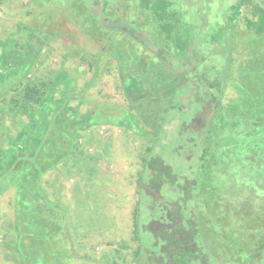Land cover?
<instances>
[{"label": "rangeland", "instance_id": "rangeland-1", "mask_svg": "<svg viewBox=\"0 0 264 264\" xmlns=\"http://www.w3.org/2000/svg\"><path fill=\"white\" fill-rule=\"evenodd\" d=\"M105 1L97 0L93 7L91 0H0V68L5 66L6 55L11 50H20L22 59L29 62V70L24 77L53 81L54 87V91L34 107V115L40 114L35 119L34 129L30 127L28 115H0L3 149L9 139L19 136L23 130L40 138L42 130L54 122V111L58 108L65 109L64 116L73 121L74 128L68 125L67 133L74 134L76 144L73 155H68L65 160L61 158L60 165L44 171L45 193L54 207L45 203L39 210L29 197H14L12 187L0 195V264H137L135 253L138 251L142 258L140 264H147L148 254H160L159 248L153 244V235L145 229L147 220L151 215L157 218L161 214L162 210L158 208L162 202L167 206L166 202L177 200V194L166 195V189L179 182V168L184 166L185 160L193 165L198 162L195 157L191 159L189 145L174 138L182 124L178 113L174 111L173 118L169 120V131L165 133L168 139L158 142L153 137L158 130H153L147 121H141V116L134 117L136 112L130 105L139 99L129 100L124 84L130 75H140L141 68H136L135 61L131 60L136 53H142L146 65H150L147 59L154 57L152 48H143L135 43V39L140 40L137 33L141 30L151 41L162 37L157 34L150 16L147 20L134 6L125 10L119 0L109 4L107 10H102ZM173 1L174 10L180 15L181 30L191 25L192 29L188 31L193 32L191 37L196 40L197 60L192 64L197 65V72H206L203 74L208 80L220 85H214L212 92L224 88L223 113L226 114L225 109L228 108L227 115L222 118L225 122L222 125L226 128L219 134L220 119L205 108L202 112L205 119L198 120L197 125L191 127L190 122L196 121L191 115L201 98L197 95L182 99L185 103L181 113L190 121L184 124L181 137L192 136L190 129L195 127H202L201 133L209 128L216 132L215 136L214 132L211 134L208 153L212 155L207 160L213 163V158L218 156L213 165L218 164L219 167L205 170L203 179L206 183L199 192L202 194L203 190H209L212 200L216 197L227 199L225 196L235 186L231 184L224 190L218 187V181L231 178L238 188L251 190V185L245 180L249 174L242 175L228 164L247 155L243 137L261 135L264 131V125L256 127L253 122L256 117L264 119L263 115L260 116L264 112V34L257 35L246 27L247 20L253 19L247 6L241 7L239 17L228 26L227 18L232 16L230 6L239 0ZM87 5L92 14L98 15L96 21L91 20L99 26L93 32L96 38L91 35L93 30L83 28L89 21ZM131 31L137 33L130 37ZM127 44H130L129 49ZM111 45L121 53L123 59L118 55L122 60L121 67L113 56ZM146 68L140 87H145V82L151 77L149 67ZM8 72L9 69L4 71ZM221 74L224 78H220ZM10 85V81L4 80L0 89L5 88L8 92ZM149 90L147 86L142 91L145 102L152 94ZM70 94L77 96L70 99ZM7 95L0 96V99ZM147 103L150 112L151 105ZM169 115L165 114V119ZM232 121L236 123L233 128L230 125ZM242 123L243 129L246 128L236 134L239 140L233 148L227 143L235 131L241 129ZM151 145L156 148L151 155L160 153L168 172L157 176L145 167L142 159L150 158L147 148ZM222 156L227 157L223 159ZM156 163L159 166L163 164L161 161ZM40 165L44 166V163L40 162ZM219 169H224L225 173H215ZM154 182L164 184L165 189L159 186L162 188L160 195L151 193L149 185ZM223 186L227 187V184ZM249 193L256 195L255 191ZM153 200L161 203L158 205ZM199 201L200 209L193 208L196 210L193 213L195 219L199 212V230H210L207 225L212 224L224 228L220 213L225 209L218 206L210 208L215 215L208 223L206 213H210L204 204L207 205L209 200ZM189 203L192 212L193 201ZM51 210V218L54 217L52 228L40 227L45 218L50 219ZM54 229L59 231L54 232ZM65 231H68L69 238ZM214 249L222 252L229 264H233L235 258L230 256L237 250L241 252L239 247ZM240 257L245 259L243 255Z\"/></svg>", "mask_w": 264, "mask_h": 264}, {"label": "trees", "instance_id": "trees-1", "mask_svg": "<svg viewBox=\"0 0 264 264\" xmlns=\"http://www.w3.org/2000/svg\"><path fill=\"white\" fill-rule=\"evenodd\" d=\"M96 1L97 0H91L93 7L95 6ZM114 1L115 0H106L102 4V10H107L108 5L114 3ZM119 2L127 11L133 8H137L141 14L146 16L147 20L149 19L148 16H150V18L155 23L157 34L162 37L161 40L154 38L152 39V42L149 37H146L145 34L140 32L141 30H139V33L135 32L136 30L134 32H130V37H133V33H137L139 36L140 40L135 39V43L140 44L141 46H143V48L148 47L153 49L152 54H154V57H152V59L148 58L147 61H150L151 64L146 65V62L142 58V53L135 54L131 62L135 61L134 65H136V68H141V73L140 75L136 76L130 75V79L127 83L125 82L124 84V89H126L125 95L129 100H131L132 98L139 99L137 100V102H134L132 105H130L136 112V115L134 117L141 116V119L143 118L141 121H147L148 125L153 126V130H158L155 131L156 134L153 135L154 139H157V142L161 141L162 139H168L166 138L165 133L169 131L167 130L169 120L173 118L172 114H174V111L179 114V119L182 124L177 129L178 133L174 138H179V140L183 141V144H188V148L191 149V159L195 157L198 160V162L194 165L190 164L189 160H185L184 166L182 168H179V170H182L184 172V177L187 181H189L190 184V189L188 190L189 192H185V195H187L188 197L184 202L185 208L184 212L182 213L183 223L185 224V226L192 225L191 221H193V213H195L196 211H193V208H199V200L205 201V199L209 200L207 205L204 204V207H206V209L208 208V211L210 213H206L207 222L209 223L211 220H213L212 217L214 215V212L210 211V208H216L217 205L223 207L222 204L215 201L216 199L212 200L209 190H203L202 194L199 192L200 188L203 189L204 183H206L205 179H203V173L205 172V170H211L213 168L215 169L216 167H219L218 164L213 165L215 164L216 159H218V156L213 158V163L207 160L209 155H212L211 153H208L210 151L209 145L213 137L211 134L214 132L213 134L215 136L216 132L209 128L205 129L204 133H201L200 131L203 128L200 127L198 129L197 127H195V129H190V131L192 132V136L183 137L182 135L181 137L182 131L184 133L185 130L184 124H187V122L189 123L190 121V118L185 117L181 113L182 111H184L183 105L185 103L181 100L195 98L198 95L199 98H201L199 106L191 115V117L196 121L190 122L191 124L189 125H191V127H194L197 125L198 120L205 119V115L202 113L204 111L203 108H205L211 112H214L215 114H213V116H216V119H220L218 120V123H221L219 129V134H221L226 128L224 125H222L225 124L222 118L224 117V115H227L228 110V108L225 109L226 114L223 113L224 110H222L224 108L222 101L224 88L222 89V91L218 88L215 92H212L214 85H216L217 87H220V85L208 80L206 78L207 76L203 74L206 72H197V65L192 64L193 61L197 60V54L195 53L197 52L196 40L191 37L193 32H190L192 29L190 24V26L187 25L184 30H181L179 21L180 15L177 11L174 10L175 1L119 0ZM88 5L91 4L89 3ZM88 5L85 6V9L90 13L89 15H87L89 21L87 24H85V26H83V28H85L87 31H89L90 29L93 30L91 31V35L96 38L97 36L93 32L99 26L95 22L91 23V20L96 21L98 19V15L92 14L91 9L88 8ZM131 6L134 7L131 8ZM243 6H247L251 9L253 18L247 20L246 27L248 29H252L253 32L257 35L264 34V0H260V2H257V0H239L236 5H231L230 10L232 12V16L227 18L229 22L228 26H230V24H234L236 19L239 17L241 7ZM254 17H256V19H254ZM189 29L190 31H188ZM128 45L130 44L126 45L129 49ZM111 51L113 53V56L117 58L118 65L120 66L122 64V60L118 58V55H120L121 59L123 58L119 49L115 47L112 48L111 45ZM132 51H134V49ZM20 55V50H11V53L6 55L5 66H3V68H0V85L4 80H8L11 82V85L8 88V92H5V88L0 89V96H6L9 93L7 97H1L3 99H0V115H10L13 117L28 115L31 120L30 127L34 129L36 127L35 119L40 115H34V107L40 104V102L47 96L49 92L54 91L53 81L41 78L24 77L25 72L27 73V71L29 70V62L27 61V59L23 60V56ZM29 61L32 62L31 57L29 58ZM146 66L149 67L148 71L150 72L149 75L151 77L148 81L145 82V87H140V80L144 75L145 69H147ZM7 69H9V72L4 73V71H7ZM202 71L207 70L202 69ZM220 78H224V74H221ZM147 86L150 89V93L152 94L149 98L146 99L147 101L145 102L142 96V91H144ZM76 96L77 95L70 94L68 98L71 99ZM147 102H149V105H151L150 112L148 111L149 107ZM176 105L178 106L176 107ZM64 113L65 109L61 108H58L56 111H54V122L52 124L50 123L46 128H44V130H42L40 138L36 136H30V134L26 132L27 130H23L22 134L16 136L14 139L8 140L9 143L7 144V147L5 149H3L2 147V140L0 138V195L5 193L9 187H12L14 191V197H16L17 199H24V197H29V200L36 204V206L39 207V210H41V205H44L45 203L49 206L54 207L53 201L48 200L49 196L45 193V182L43 180V174L45 173L44 171H49L54 165H60L61 158L65 160L68 155H73V151L76 150L74 134L71 135L67 133L68 125L72 127L74 123H72L73 121L69 119L68 116L65 117ZM217 113H219V115H217ZM165 114L171 115H169L168 118L165 119ZM260 116L264 118V112ZM127 120L129 121L130 119L127 118ZM253 122L256 127L264 125V119L261 120L258 117L254 118ZM235 124V121H232L230 125L233 128ZM243 127L244 126L242 123L241 129L235 131L234 135L231 137V140L229 141V143H227L228 145H231L233 148H235L239 140L236 134L239 132H244L246 127L244 129ZM243 138L244 139L242 142L245 145V152H247V155L244 159L238 158V160L233 161L234 164L230 163V165L233 164L231 166L232 169H235L239 173H252V175H254L256 174V172L260 173V171H256V163L263 162L264 181V131L261 135L245 136ZM26 141L29 143V145L26 143ZM153 144L155 143L153 142ZM155 149L156 148L154 145H151L147 148L150 155L151 152ZM29 151H31L32 153L29 154ZM259 153H262L263 159L259 158L261 157ZM54 154L56 155L54 156ZM159 155L161 154L159 153L157 154V156L151 155L152 157L150 156L149 159H142L145 167L151 170L153 175L157 176L160 175V173L168 172L167 167L165 166ZM226 157L227 156H222L223 159H225ZM155 159L156 162L160 163L161 161L163 164L159 166L154 161ZM40 162H43L44 166H41ZM218 172L225 173L224 169L216 170L215 173ZM5 179H7V181H3ZM174 182H176V179H174ZM193 183L195 185L192 189ZM160 185L161 183H156L154 186L156 189H160ZM140 187L141 181L138 183V191H140ZM178 187L179 182L170 184L169 186H167L166 195L178 194V192L176 191ZM162 188L165 189L163 183ZM193 195L194 199L192 197ZM204 197L205 199H201ZM37 200H40L41 202H37ZM190 201H193V204L191 205L192 212L189 210ZM172 204L175 205V202L173 201ZM185 211L188 212L185 213ZM52 212L53 210L49 211V213H51L50 219L47 220L45 218V221H43L42 224L40 223V227L43 226L44 228H52L54 222V217L51 218ZM189 213L192 215L190 216ZM220 216L221 220H223L222 214ZM196 217V221H198L197 226L199 227V212ZM58 228H61L60 224L58 225ZM55 230L57 232L59 231L58 229H54V232ZM46 231L47 230H45V232ZM54 232L51 231L50 233ZM66 236L68 238L70 237L68 235V231L66 232ZM135 254L137 257V264H140V259H142L141 254H139V251Z\"/></svg>", "mask_w": 264, "mask_h": 264}, {"label": "flooded vegetation", "instance_id": "flooded-vegetation-1", "mask_svg": "<svg viewBox=\"0 0 264 264\" xmlns=\"http://www.w3.org/2000/svg\"><path fill=\"white\" fill-rule=\"evenodd\" d=\"M260 156L259 158L263 159L262 153ZM256 164V171H260V173L256 172L254 175L248 173L249 176L245 177V180L251 185V190L238 188L231 178L218 181L219 188L226 190L233 184L235 189L231 188L230 194L225 196L227 199L215 198L217 203L222 204V209H225V212L221 213L225 227L222 228L220 225L217 227L212 224L208 228L210 230H199L194 217L191 221L192 225L185 226L183 223L184 202L188 197L185 192L190 189V184L184 177V172L179 170V187L176 190L178 194L175 205L168 203L165 206L162 202L158 208L162 210L161 214L157 218H152L151 215L147 220L145 229L153 235V244L159 248L160 253L151 252L148 254L146 256L147 264H229L227 259L224 260L226 256L214 249V247L225 246L241 248L240 253L237 250L234 255L230 256L235 257L232 260L233 264H264V250H262V248L264 249L263 162ZM150 172L152 171L150 170ZM242 175L244 174L242 173ZM156 183L154 182V185ZM223 184H227V187H224ZM154 185H149L152 189L151 193L160 195L161 188L156 189ZM194 185L193 183L192 189ZM160 187H162V182ZM249 191H255L256 195ZM259 193L260 195H258ZM192 197L194 199V195ZM153 202L158 204L156 200ZM217 206L220 207V205ZM149 209H151L150 205ZM243 247L244 250H242ZM242 255L245 259L240 257Z\"/></svg>", "mask_w": 264, "mask_h": 264}, {"label": "crops", "instance_id": "crops-1", "mask_svg": "<svg viewBox=\"0 0 264 264\" xmlns=\"http://www.w3.org/2000/svg\"><path fill=\"white\" fill-rule=\"evenodd\" d=\"M5 194V193H4ZM37 202H41L40 200H37ZM0 259H1V257H0Z\"/></svg>", "mask_w": 264, "mask_h": 264}]
</instances>
